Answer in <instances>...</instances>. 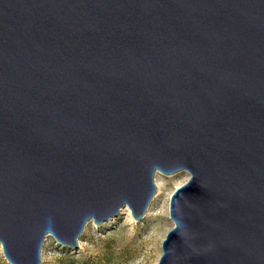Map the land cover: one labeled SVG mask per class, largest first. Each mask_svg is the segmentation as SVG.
Segmentation results:
<instances>
[{
	"label": "water",
	"instance_id": "obj_1",
	"mask_svg": "<svg viewBox=\"0 0 264 264\" xmlns=\"http://www.w3.org/2000/svg\"><path fill=\"white\" fill-rule=\"evenodd\" d=\"M156 264H264V0H0V246L78 247L154 173Z\"/></svg>",
	"mask_w": 264,
	"mask_h": 264
},
{
	"label": "rangeland",
	"instance_id": "obj_2",
	"mask_svg": "<svg viewBox=\"0 0 264 264\" xmlns=\"http://www.w3.org/2000/svg\"><path fill=\"white\" fill-rule=\"evenodd\" d=\"M155 174L161 190L154 198L155 192L140 220L135 221L124 208L96 226L89 220L76 249L61 246L47 235L41 248V264H60L61 258H73L77 264L86 260L92 264H156L162 253L161 242L173 226L168 213L170 195L187 181L189 173ZM0 264H9L1 246Z\"/></svg>",
	"mask_w": 264,
	"mask_h": 264
},
{
	"label": "bare ground",
	"instance_id": "obj_3",
	"mask_svg": "<svg viewBox=\"0 0 264 264\" xmlns=\"http://www.w3.org/2000/svg\"><path fill=\"white\" fill-rule=\"evenodd\" d=\"M159 172H160V171H158V170L155 171V173H159ZM155 173H154V183H155V186H156V191H157V193H156V195L154 196V198L157 197V196L159 195L160 190H161L160 184L157 182V178L155 177V176H156ZM160 173H161V172H160ZM156 191H155V192H156ZM123 208L127 210V212L129 213V215H131L130 210H129V208H128L127 206H124Z\"/></svg>",
	"mask_w": 264,
	"mask_h": 264
},
{
	"label": "trees",
	"instance_id": "obj_4",
	"mask_svg": "<svg viewBox=\"0 0 264 264\" xmlns=\"http://www.w3.org/2000/svg\"><path fill=\"white\" fill-rule=\"evenodd\" d=\"M60 264H77V261L73 258H61ZM81 264H92L91 262H88L87 260L84 262H81Z\"/></svg>",
	"mask_w": 264,
	"mask_h": 264
}]
</instances>
